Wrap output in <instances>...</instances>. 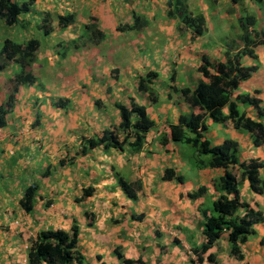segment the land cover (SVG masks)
Here are the masks:
<instances>
[{
    "label": "crops",
    "instance_id": "1",
    "mask_svg": "<svg viewBox=\"0 0 264 264\" xmlns=\"http://www.w3.org/2000/svg\"><path fill=\"white\" fill-rule=\"evenodd\" d=\"M181 2L183 6L178 7ZM237 3L238 0H33L29 10L42 20L41 23L33 21L34 26L57 38V45L41 52L56 48L55 54L60 57L52 53L35 59L36 49L33 62L24 71L34 78L40 72H47L55 82L63 83V95L55 93L54 98L66 97L72 108L61 129L83 128L90 123L93 135L88 132L82 135L87 142L104 130H115L120 120L117 105H126L130 100L144 107L153 126L138 151H132L127 145L122 149H105L101 145L88 148L82 142L78 146L72 142L64 144V155L52 153L48 158L39 174L41 178L48 176L47 183L39 187L31 177L17 175L25 164L20 155L16 156L17 160L4 164L15 153L21 154L26 143L21 136L25 128L19 121L22 117L19 111L34 92H29L27 85H18L14 93L17 106L6 113L4 125L0 127V176L2 181H7L6 187L0 189L1 264H27L26 246L37 231H68L74 223L78 228L77 243L93 244L86 247L88 251L83 255L88 264H124L122 258L140 259L144 264H264V188L261 194H256L249 190L246 180L238 183L239 201L261 210L263 215V221L254 224V233L241 243V258L229 254L223 233L207 251L214 263L205 259L206 254L199 262L193 249L203 242L200 209L208 210L211 201L219 195L213 180L224 169L199 167L195 154L186 146L171 140L161 144L158 140L160 133L167 135L169 125L176 123L180 114L190 111L179 89L192 90L203 80L197 70L201 56L212 63L224 59L227 48L222 44L205 45L212 23L219 29L229 30L230 22H237L233 28L236 46L228 50L234 52L242 47L240 36L244 31L239 12L234 10ZM241 7L254 17L252 28L258 20L256 28L260 34L264 33V21H261L264 0L259 3L242 0ZM183 13L187 17H203L199 35H194L189 23L183 22ZM66 14L73 15V21L57 24V16ZM77 36L82 37L75 41ZM57 46L68 53L60 54ZM253 52L255 59L243 56L241 63L257 62L256 70L239 83L235 93L252 94L262 105L264 46H254ZM7 65L10 67L7 73L0 74V103L5 101L8 92L4 89L9 86L6 77L15 67L18 69L16 64ZM148 71L156 73L149 84L156 90L154 101L148 91L137 87L138 78ZM238 105L247 115L255 117L252 107ZM91 112L96 114L93 118H90ZM206 119L211 120L204 121V134L210 142L235 141L238 161L257 158L263 163L259 176L264 182V145L252 146L249 134L233 128L228 120L214 126ZM123 134L117 130L118 138ZM14 164L18 167L12 174ZM165 168H172L181 180H163ZM118 176L136 186L133 199L115 186ZM32 183L37 185V191L32 209L25 212L18 199ZM108 185L112 188L110 193L104 189ZM86 186H92L93 192L81 197V189ZM198 186H204L205 192L188 195ZM243 211L240 207L235 213L239 215ZM114 244L120 245L114 247Z\"/></svg>",
    "mask_w": 264,
    "mask_h": 264
},
{
    "label": "trees",
    "instance_id": "2",
    "mask_svg": "<svg viewBox=\"0 0 264 264\" xmlns=\"http://www.w3.org/2000/svg\"><path fill=\"white\" fill-rule=\"evenodd\" d=\"M260 2L261 0H255ZM33 0L17 2L15 0H0V18L6 25H12L18 21V17L29 11ZM73 21V15H58L57 24L64 25ZM184 23H189L192 33L199 35L202 31L203 17H184ZM254 17L246 15L245 21H241L243 34L241 36L242 47L234 52H225L224 59L209 62L208 58L201 56L197 67L203 77L191 90L182 87L179 92L190 107L188 113L180 114L176 123L170 124L167 135L160 133L158 140L165 144L168 140L176 143H184L191 147L195 157L196 165L199 167H222V175L213 181L214 187L220 193L211 201L210 208L200 209L202 219L201 234L203 242L196 246L193 251L197 252L196 260L205 259L214 263V258L208 249L214 245L221 234H226L229 254L237 259L241 258L240 245L246 238L254 233V224L263 221L261 210L254 209L245 202L239 201V181L246 180L248 188L253 193L261 194L264 182L259 176V169L263 163L257 158L238 161V145L231 139H225L221 144H212L205 136V118L215 123L231 122L232 127L242 129L249 134L252 146L264 145V104L254 95L247 92L235 93L239 83L247 79L256 70V64H242L241 58L248 56L255 59L253 47L264 46V33H259L252 28ZM250 27V31L248 28ZM46 33V32H45ZM39 43L37 39L30 38L23 42H15L3 39L0 43V70L7 63L18 64L19 70L14 71L6 77L9 85L7 96L3 104H0V127L4 125L6 113L11 110L14 93L17 86L32 84L34 76L24 71L34 60V52ZM154 71H148L144 76L138 78L137 87L148 91L150 81L155 77ZM150 89V88H149ZM257 91H254L256 94ZM151 101L156 95L148 92ZM252 107L256 115L254 118L247 115L238 104ZM119 123L115 130H104L99 136L87 140V147L91 148L101 145L103 148L122 149L127 145L132 151H138L145 134L153 126V121L147 116L142 105L130 100L128 104L117 105ZM225 109V111H223ZM117 130L123 136L118 138ZM190 149V150H191ZM161 178L163 180H181L172 168H165ZM116 183L121 191L129 198L135 197L136 186L126 182L120 176L116 177ZM136 184V183H135ZM137 185V184H136ZM37 191L35 183L26 186L18 199V204L25 212L33 207L34 196ZM93 192L92 186L81 189V197H87ZM205 192L204 186H198L190 196L201 195ZM242 207V214H236V210ZM86 214V213H85ZM87 216L92 214L87 213ZM78 228L74 223L68 231L62 229H43L35 233L28 240L25 250L27 264H82L83 256L77 250ZM118 257L120 254L117 250ZM124 264H144L140 259L122 258Z\"/></svg>",
    "mask_w": 264,
    "mask_h": 264
},
{
    "label": "rangeland",
    "instance_id": "3",
    "mask_svg": "<svg viewBox=\"0 0 264 264\" xmlns=\"http://www.w3.org/2000/svg\"><path fill=\"white\" fill-rule=\"evenodd\" d=\"M17 2H23L26 0H16ZM255 0H253L254 2ZM255 3H259L255 1ZM242 0H238V3L234 6V10L239 12L238 17L240 18L239 22H244L246 15H250V13H245V8L241 7ZM183 6V2L178 4V7ZM238 6V8H237ZM31 9V7H30ZM184 17H187V14L183 13ZM20 18L18 21L12 25H6L4 21L0 18V43L3 39H10L15 42H23L27 39L34 38L38 40L39 48H37V51L35 52V59L38 57H43V55H49L54 53V55L59 58L60 56H57L56 48L52 50L51 52L48 50V52L42 53L41 51L46 50L48 47L51 48V45H57L56 43V36L55 35H48L45 34L41 29H38L34 26L33 21L41 23L42 20L39 18H35L33 16V11L29 10V12L21 14L19 16ZM23 17V19H22ZM238 18V19H239ZM261 21H264V18L261 19ZM235 22V21H234ZM232 23V28L229 30L219 29V27L215 26L214 23H212L213 29H211V35H208V39L205 43V45H217L222 44L224 48H227L224 50L225 52H231V50H228L229 47H235L236 46V35L233 34V28L235 27L236 23ZM256 24L258 25V20L256 21ZM256 24H254L255 31H260L258 28H256ZM264 27V26H263ZM264 29V28H263ZM264 32V30H262ZM82 36L75 37V41L80 40ZM241 37V36H240ZM65 43L63 42L62 45ZM58 47V46H57ZM68 47V46H67ZM60 50H57V52H60L62 54L64 51L66 54L68 53L65 51L66 49L59 48ZM223 53V54H224ZM39 60H36L38 62ZM33 62V61H32ZM54 62V61H53ZM243 62V60H242ZM12 63V62H11ZM10 63V64H11ZM258 65L257 62H253ZM15 64V63H12ZM31 65V64H30ZM55 65V64H54ZM18 69L16 67L13 69L14 71L19 70V65L17 64ZM9 66H5L0 70V74L7 73L9 70ZM179 76V75H178ZM27 85L26 88H29V92H34L32 96H29L24 103L25 105L23 108L19 111V115H21V125L25 128V131H21V136L25 139L26 143L24 144V147L21 150V154L15 153L14 156L11 157L9 161H5L4 164H9L14 160H17V155H20L22 159H25V164L23 165V169H19L17 172V175L19 177H31L32 182H35L40 186L47 183L48 176H44L41 178L39 176L40 172L43 171L44 165H46L47 160L50 155L53 154H63L64 155V144H69L72 142L73 145L78 146L81 142L83 145H86L87 142L83 139L82 135L84 133H90L93 135V131L89 130L91 127L90 123H86L85 127L81 128H71L68 130L61 129V126L64 124L65 116H67V113L69 110H71V101H68L66 97L61 96V98L57 99L54 98L55 93H63V83L61 82H55L52 79V76L50 73L47 72H40L38 76H35L34 82L30 84H22ZM66 89V87H64ZM150 88V89H149ZM148 92H152L156 95V90H152V88L149 85ZM5 89V88H4ZM8 91V89H5ZM63 95V94H62ZM3 104V103H0ZM17 106V102L13 100L11 109L13 111L14 107ZM96 115L95 113H90V118H93V116ZM98 115V114H97ZM100 118V114L98 115ZM207 122L211 125H216L215 122L208 121ZM81 124H84V122H81ZM18 129L20 128V125H17ZM87 128V129H86ZM242 130V129H241ZM64 142V143H63ZM183 146H186L191 149V147L187 144L181 143ZM192 150V149H191ZM7 154V152H6ZM32 161L35 164H29V162ZM41 164V165H40ZM18 164H14L12 170V174H15L14 168H17ZM58 167V164L56 165ZM49 172H52V166H50ZM115 177V175H113ZM58 178L56 179V182H58ZM2 176H0V189H4L6 187L7 181H2ZM115 186L118 187L116 180H115ZM111 186H104V189L107 191V193L112 192ZM240 187V185H238ZM115 188V187H114ZM210 208V205H209ZM12 220V218H11ZM114 247H117L120 244H114ZM87 246H93V244L89 243H77V250L82 254V256L88 251L86 249ZM1 264V262H0ZM82 264H88V261L84 260Z\"/></svg>",
    "mask_w": 264,
    "mask_h": 264
}]
</instances>
